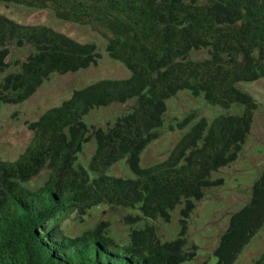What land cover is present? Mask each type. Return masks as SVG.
<instances>
[{
    "label": "trees",
    "instance_id": "16d2710c",
    "mask_svg": "<svg viewBox=\"0 0 264 264\" xmlns=\"http://www.w3.org/2000/svg\"><path fill=\"white\" fill-rule=\"evenodd\" d=\"M49 8L65 21L88 25L105 40V50L129 71L126 78H102L74 89L69 97L27 122L33 137L14 160L0 158V264H185L197 255L183 224L209 187L224 183L212 173L234 162L250 133L255 99L237 86L264 78V0H0ZM31 45L7 71L12 46ZM205 50L203 59L192 52ZM97 45L79 42L47 25L23 24L0 15V107L29 98L53 73L96 64ZM187 89L225 113L197 119L168 156L142 166L144 148L161 134L166 100ZM133 100V106L105 126H88L93 108ZM190 114L176 123L183 129ZM95 148L87 167L78 162L84 143ZM125 162L133 177L105 171ZM48 170L43 183L30 181ZM106 205L131 207L143 218L167 219L180 207V229L162 241L151 223L131 228L118 242L100 222L79 234L63 228L72 214ZM264 225V169L249 201L234 211L214 249L212 264H233ZM252 264H264V252Z\"/></svg>",
    "mask_w": 264,
    "mask_h": 264
},
{
    "label": "rangeland",
    "instance_id": "374dc122",
    "mask_svg": "<svg viewBox=\"0 0 264 264\" xmlns=\"http://www.w3.org/2000/svg\"><path fill=\"white\" fill-rule=\"evenodd\" d=\"M0 15L23 24L47 25L64 33L79 42L93 41L101 57L96 64L74 72L63 74L53 73L48 80L23 102L17 104H2L0 107V158L14 160L27 147L33 137V132L27 122L36 120L44 111L59 105L66 100L74 89L84 87L102 78L121 79L130 75V71L119 61L112 59L106 52L104 38L88 25L78 24L57 18L49 8H32L20 4L3 3L0 1ZM31 49V45L23 47L12 46L7 61L13 70V62L22 60ZM207 56L205 50L192 52L193 59H203ZM3 73L0 72V79ZM237 86L249 93L256 101L253 123L238 158L212 173V178L222 177L224 183L220 186L209 187L204 197L196 201V206L183 223L185 236L189 246L196 245L197 255L185 264H212L215 261L214 249L220 234L225 230L230 215L249 201L251 186L260 171L264 169V78L254 81H240ZM134 101L112 103L108 106L93 108L84 116L88 126H105L114 122L116 117L127 112ZM167 109L164 114V125L158 138L152 140L140 155L142 166L151 165L165 159L178 140L200 117L208 120L219 114H240L243 106L232 104L228 109L211 105L203 95L193 96L187 89L178 91L166 100ZM192 114L194 117L183 128H177L176 123ZM95 148L94 140L84 143L78 153V162L87 167L88 161ZM107 174L120 177H133L125 159H120L109 167ZM48 170H43L30 181L36 187L43 183ZM180 207L171 210L167 219L143 218L137 223H126L125 216L138 213L136 208L99 205L91 208L85 215L72 213L63 223V228L75 234L92 228L100 222L108 223V232L118 242L125 243L131 228L142 226L145 222L155 226L162 241L171 240L177 236L180 229ZM264 252V225L251 238L248 244L238 254L233 264H252Z\"/></svg>",
    "mask_w": 264,
    "mask_h": 264
}]
</instances>
